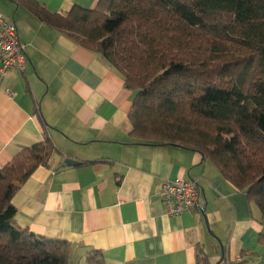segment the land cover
Segmentation results:
<instances>
[{
    "label": "crops",
    "instance_id": "1",
    "mask_svg": "<svg viewBox=\"0 0 264 264\" xmlns=\"http://www.w3.org/2000/svg\"><path fill=\"white\" fill-rule=\"evenodd\" d=\"M36 1L60 15L99 2ZM0 11L17 24L27 56L25 72L13 70L0 80V167L21 147L43 140L46 130L58 149L13 197L19 226L68 242L69 264H196L198 245L217 264L222 251L214 235L225 248L221 264H264L259 207L199 152L133 141L134 93L105 57L22 3L0 0ZM66 157L104 162L64 166ZM176 178L197 181L202 211L165 212L161 185ZM91 252L104 261H89Z\"/></svg>",
    "mask_w": 264,
    "mask_h": 264
},
{
    "label": "trees",
    "instance_id": "2",
    "mask_svg": "<svg viewBox=\"0 0 264 264\" xmlns=\"http://www.w3.org/2000/svg\"><path fill=\"white\" fill-rule=\"evenodd\" d=\"M14 1L123 75L134 93L133 141L199 152L264 217V0H99L66 15ZM57 152L46 130L0 167V264H69L70 244L19 226L13 204ZM87 258L104 261L95 252ZM196 264H212L201 245Z\"/></svg>",
    "mask_w": 264,
    "mask_h": 264
},
{
    "label": "built area",
    "instance_id": "3",
    "mask_svg": "<svg viewBox=\"0 0 264 264\" xmlns=\"http://www.w3.org/2000/svg\"><path fill=\"white\" fill-rule=\"evenodd\" d=\"M26 68L27 56L19 39L18 26L0 11V80L10 71L25 72ZM4 91L10 97L15 95L12 88L7 87ZM160 195L168 215L195 214L203 210L201 187L197 181L184 178L165 179Z\"/></svg>",
    "mask_w": 264,
    "mask_h": 264
},
{
    "label": "water",
    "instance_id": "4",
    "mask_svg": "<svg viewBox=\"0 0 264 264\" xmlns=\"http://www.w3.org/2000/svg\"><path fill=\"white\" fill-rule=\"evenodd\" d=\"M152 145H155V144H152ZM79 164H81V162H79L78 160H75V159H73L71 157H66L63 165L64 166H73V165H79ZM205 222H206L208 230L210 231L211 234H213L212 231H211V228L209 227L208 219L206 217H205ZM214 237L219 241V244H220V247H221V251H222V257H221L220 261L217 263V264H220L223 261L224 257H225V248H224L223 243L221 242V240L215 235H214Z\"/></svg>",
    "mask_w": 264,
    "mask_h": 264
},
{
    "label": "rangeland",
    "instance_id": "5",
    "mask_svg": "<svg viewBox=\"0 0 264 264\" xmlns=\"http://www.w3.org/2000/svg\"><path fill=\"white\" fill-rule=\"evenodd\" d=\"M210 227V226H209Z\"/></svg>",
    "mask_w": 264,
    "mask_h": 264
}]
</instances>
